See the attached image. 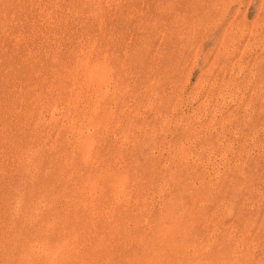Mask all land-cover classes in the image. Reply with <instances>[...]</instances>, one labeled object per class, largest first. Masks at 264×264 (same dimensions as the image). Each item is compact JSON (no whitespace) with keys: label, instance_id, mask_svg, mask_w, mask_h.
Returning a JSON list of instances; mask_svg holds the SVG:
<instances>
[{"label":"rangeland","instance_id":"374dc122","mask_svg":"<svg viewBox=\"0 0 264 264\" xmlns=\"http://www.w3.org/2000/svg\"><path fill=\"white\" fill-rule=\"evenodd\" d=\"M0 264H264V0H0Z\"/></svg>","mask_w":264,"mask_h":264}]
</instances>
